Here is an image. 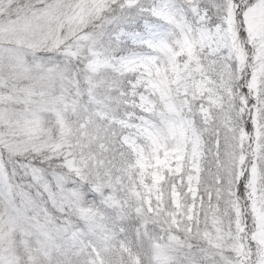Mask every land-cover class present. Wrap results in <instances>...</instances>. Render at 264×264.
<instances>
[{"label": "snow or ice", "instance_id": "snow-or-ice-1", "mask_svg": "<svg viewBox=\"0 0 264 264\" xmlns=\"http://www.w3.org/2000/svg\"><path fill=\"white\" fill-rule=\"evenodd\" d=\"M0 264H264V0H0Z\"/></svg>", "mask_w": 264, "mask_h": 264}]
</instances>
